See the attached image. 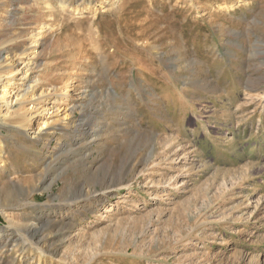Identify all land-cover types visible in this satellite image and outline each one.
Returning a JSON list of instances; mask_svg holds the SVG:
<instances>
[{
    "label": "rangeland",
    "instance_id": "374dc122",
    "mask_svg": "<svg viewBox=\"0 0 264 264\" xmlns=\"http://www.w3.org/2000/svg\"><path fill=\"white\" fill-rule=\"evenodd\" d=\"M9 63L0 264H264V0H0Z\"/></svg>",
    "mask_w": 264,
    "mask_h": 264
},
{
    "label": "bare ground",
    "instance_id": "6f19581e",
    "mask_svg": "<svg viewBox=\"0 0 264 264\" xmlns=\"http://www.w3.org/2000/svg\"><path fill=\"white\" fill-rule=\"evenodd\" d=\"M18 36V35H17ZM38 40H41V38L40 39H38ZM38 40H37V43H38ZM36 41V40H35ZM20 42V39L18 38V37H16V36H13L8 42H7V48H8V50H12L18 43ZM31 43V42H30ZM40 43V42H39ZM32 45H34V44H36V42H32L31 43ZM12 55V54H11ZM2 57V56H1ZM27 65V64H26ZM28 66V65H27ZM14 66L11 64V63H9L7 66H5V68H7V71H4V72H1L0 73V109L3 107L2 105L3 104H8V106H12L14 103H16L17 102V100L14 102V100H13V102L12 101H10V100H7V97L10 95V91H11V89H10V87L12 86V85H15L14 84V74H13V72H11V70H12V68H13ZM26 74V75H25ZM24 74V76L25 77H23V82H24V84H25V80H26V78H27V72ZM6 81V83H5V85H3L4 84V82ZM31 87H29V89H30ZM33 88V87H32ZM31 88V89H32ZM48 95V94H47ZM41 98V97H40ZM50 107V106H49ZM44 109V108H43ZM49 111V110H48ZM44 112V111H43ZM13 113V112H12ZM3 114V113H2ZM10 114V109L8 110V112L6 113V114H4V115H0V124H1V122L3 121V120H5L8 116H10L9 115ZM12 116V115H11ZM16 116V115H15ZM15 116H14V118H15ZM13 118V117H12ZM21 118H22V116H21ZM20 118V119H21ZM26 118V117H25ZM24 118V119H25ZM9 119V118H8ZM23 119V120H24ZM27 120H26V123L28 124L27 126H31L32 125V121H33V116L31 115V113H30V116H28V118H26ZM35 119V118H34ZM17 120V119H16ZM22 120V121H23ZM25 121V120H24ZM19 122H21V120H19ZM96 122V121H95ZM94 122V123H95ZM3 123V122H2ZM24 123V122H23ZM103 119H100L99 121H97L93 126H92V128H91V130H93L92 131V133H87V134H89L88 136L89 137H87V143H91L92 141H95L98 137H99V134H100V132H101V130L103 129ZM14 124H16V123H14ZM70 124V123H69ZM93 124V118H91V116L89 117L88 115H86V116H84L81 120H80V124L77 126V129H76V133L77 134H82L83 132H81L80 130L83 128H85V127H90L91 125ZM11 125V124H10ZM17 125H15V127H16ZM22 126H23V124H21V123H19L18 124V126H17V128H22ZM24 128V127H23ZM22 128V129H23ZM25 128H27V127H25ZM40 130V129H39ZM38 131V130H37ZM74 133V132H73ZM79 137V136H78ZM0 154H1V151H0ZM0 169H1V166H0Z\"/></svg>",
    "mask_w": 264,
    "mask_h": 264
}]
</instances>
